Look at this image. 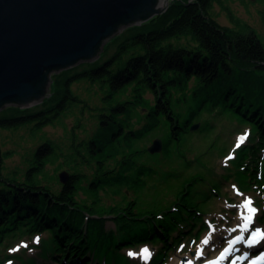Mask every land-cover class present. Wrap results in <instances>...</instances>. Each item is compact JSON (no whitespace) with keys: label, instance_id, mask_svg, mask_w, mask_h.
<instances>
[{"label":"trees","instance_id":"trees-1","mask_svg":"<svg viewBox=\"0 0 264 264\" xmlns=\"http://www.w3.org/2000/svg\"><path fill=\"white\" fill-rule=\"evenodd\" d=\"M219 1L171 0L162 14L115 36L96 61L54 73L51 95L42 103L0 111V128L28 126L31 133L75 108L81 113L94 110L98 121L90 137L77 140L75 134L70 177L63 184L56 176L58 188L46 173L47 164L59 149L51 139L37 145L21 178L5 174L9 153L0 146V264L7 259H19L16 264H48L52 260L57 264H88L89 253L100 261L105 258L107 264L117 263L122 255L121 264H131L122 253L125 248L161 243L151 262L160 264L168 260L170 246L182 242V234L198 238L208 228L200 206L206 199L222 195L221 179L205 190L209 171L207 175L195 172L182 178V171L171 170L164 173L163 180L182 179L177 198L163 205L155 194L148 203L141 197L142 189L158 169L139 162L147 153L145 149L129 150L148 130L165 123L170 131L163 140V153L172 154L191 133L192 117L204 109L210 111L204 104L207 100L222 102L227 108L234 106L253 122L250 141L240 148L233 165L247 185H257L264 192V40L239 20L234 19L235 26L221 24L212 14L213 5ZM261 16L264 21V10ZM185 36L195 41V49L173 41ZM192 79L198 83L194 94L198 96L201 91L204 98L193 96V105L183 115L174 109V91L185 90ZM81 81L99 87L101 105L93 106L75 93L73 85ZM148 91L154 94L155 104L146 116L147 123L135 129L131 114L147 104L144 96ZM80 126L81 120L76 127ZM209 126L213 127L211 121L202 124L198 132H207ZM220 147L223 154L226 142ZM82 167L93 168L90 182ZM87 180V189L95 196L90 204L77 198ZM111 186L126 187L136 195L131 199L124 196L122 204L99 207V191ZM108 218L116 228L108 229ZM45 232L48 237L42 236ZM35 235L41 236L40 245L34 246L42 248L40 256L45 262L3 252L15 238Z\"/></svg>","mask_w":264,"mask_h":264},{"label":"rangeland","instance_id":"rangeland-1","mask_svg":"<svg viewBox=\"0 0 264 264\" xmlns=\"http://www.w3.org/2000/svg\"><path fill=\"white\" fill-rule=\"evenodd\" d=\"M262 10H264V0H220L213 5L212 14L223 25L235 26L234 19L239 20L242 24H248L264 40ZM129 27L131 26L126 27L115 36L121 34ZM115 36L110 38L109 41ZM173 41L179 46L187 45L190 49H195L197 46L195 41L187 36L174 39ZM104 50L105 47L102 52ZM84 62L90 61H83L76 66ZM197 84V81L192 79L185 90L174 91V109L176 108L183 115L193 105V96L197 100L204 98V93L201 91L198 96L194 94ZM73 89L75 93L89 101L91 105H101V91L96 85L81 81L74 84ZM144 98L147 104L137 107L131 114L130 121L135 129H140L147 123L146 116L151 106L155 104L156 99L152 92L148 91ZM204 104H208L210 111L204 109L199 115L193 116L191 122L194 124L198 123L200 127L202 124L211 121L213 127L209 126L206 130L207 132L203 133L198 132L199 128L191 130L186 140L174 149L172 154H164L163 150L156 153H151L148 150L156 139L164 140L170 131L168 124L163 123L159 127L148 130L141 138L135 141L133 148L129 151H142L145 149L147 153L140 157L139 162H144L158 169L157 174L148 178L147 186L142 189L141 197L150 203L155 194H158V199H161V203L169 205L177 198L182 179L164 181V173L171 170L182 171V178H185L195 172L207 175L209 171L207 179L210 181L205 190L211 189V186L215 185L219 179L222 181L220 187L222 195L218 196L216 194V196H213L214 198L206 199L200 206L204 210L203 219L211 224L198 238L193 236V239H189L191 235L188 237L187 234H182L181 239L179 238L182 244L178 246L172 244L170 246V250L167 252L168 261L165 264H181L184 257L187 258L186 264H189V262L191 264H244L248 260H258L259 258H252L249 255L252 250L247 247L246 238L256 228L264 226V219L262 220L264 192L257 185L253 187L250 184L247 185L248 181L245 182L242 179L240 172L233 165V160L240 153V147L250 141L253 132V122L237 111L234 106L227 108L223 106L222 102L213 104L208 100ZM79 120H81L82 126L77 128ZM97 125L98 121L94 110L91 109L81 113L78 108H75L68 115L63 116L53 124L44 126L38 132L31 133L28 126L19 129L0 128V146L9 153L6 159L5 174L23 177L29 165L31 154H33L37 145L44 140L51 139L58 145L59 149L57 155L53 156L47 164L46 173L50 180H55L56 182V176L61 171L71 172L68 167L69 163H71L72 152L70 150L74 142L73 139L75 140V134L77 140L87 136L90 137L96 131ZM239 136L246 137L245 141H239ZM222 141L226 142V149L223 154L220 152ZM237 144H239V147H237ZM113 160L115 159L110 161ZM113 163L111 162L112 166H114ZM82 170H85L90 182L94 176L93 168L82 167ZM227 173H231L229 179L225 177ZM82 186L83 188L78 193L77 198L83 202L92 203L95 196L87 189L88 180L87 182L84 181ZM54 187L58 188L59 183L56 182ZM135 195V191L129 192L126 187L117 189L115 186H111L99 191V207L107 208L115 204H122L124 196H128V199H131ZM248 200L251 201L250 207L256 210L254 213L249 212L247 208L241 207ZM242 216L250 218L247 231L245 230L246 224ZM107 226L109 229L116 228V224L111 218H108ZM42 236L48 237V232H45ZM40 238L41 236L39 235L15 238L9 246L3 248V252L23 254L25 258L35 257L37 260L35 262H45L46 260L40 256L42 248L34 246V243L40 245ZM205 241H208V243H205ZM161 247V243L141 244L129 249L125 248L122 253L132 258L133 262L131 264H150ZM144 249L148 251L143 252ZM129 253L135 255H130ZM121 259L122 255L117 259V264H121ZM7 261L6 264L20 263L19 259H13L9 263ZM48 264L56 263L49 261Z\"/></svg>","mask_w":264,"mask_h":264},{"label":"water","instance_id":"water-1","mask_svg":"<svg viewBox=\"0 0 264 264\" xmlns=\"http://www.w3.org/2000/svg\"><path fill=\"white\" fill-rule=\"evenodd\" d=\"M170 2L0 0V111L41 103L51 95L54 73L97 60L110 38L162 14ZM148 150L162 151L163 141ZM69 177L59 173L63 184Z\"/></svg>","mask_w":264,"mask_h":264},{"label":"snow or ice","instance_id":"snow-or-ice-1","mask_svg":"<svg viewBox=\"0 0 264 264\" xmlns=\"http://www.w3.org/2000/svg\"><path fill=\"white\" fill-rule=\"evenodd\" d=\"M241 142H243V137H241ZM237 147H239V144H237ZM250 205H251V201L248 200V201L245 202V204L241 205V207L247 208L249 212L254 213L256 210L251 208ZM242 218L245 220V224L246 225L250 224V218L249 217L242 216ZM245 230H247V228ZM252 236H253L254 242L256 244H259L260 240L264 239V231H261V230L257 229L255 231H253ZM257 237H259V239H256ZM205 243H208V241H205ZM250 246H252V242H250ZM147 251H148L147 249L143 250V252H147ZM129 254L130 255H135L133 253H129ZM260 259L264 260V254H262L260 256ZM189 264H191V262H189ZM253 264H257V262L253 261Z\"/></svg>","mask_w":264,"mask_h":264},{"label":"bare ground","instance_id":"bare-ground-1","mask_svg":"<svg viewBox=\"0 0 264 264\" xmlns=\"http://www.w3.org/2000/svg\"><path fill=\"white\" fill-rule=\"evenodd\" d=\"M108 227V226H107ZM262 227V226H261ZM248 229V226L246 225L245 226V229ZM259 228V227H258ZM258 228H256V229H258ZM109 229V228H108ZM112 229H114V228H112ZM111 230V229H110ZM247 231V230H246ZM242 237H243V234H242ZM247 239V238H246ZM264 242V241H263ZM163 245V244H162ZM127 249H129V248H127ZM157 253H158V251H157ZM262 254H264V252H257L256 253V256H261ZM127 255V254H126ZM157 255V254H156ZM89 258H90V262H87L88 264H107V261H106V259L104 258V259H102L101 261L98 259V257L95 255V254H93V253H89ZM127 257H128V259L129 260H131V258L127 255ZM155 257V256H154ZM254 261H256L257 262V264H264V260H261L260 258L258 259V260H254ZM131 262H133L132 260H131ZM113 264H117V263H113ZM248 264H253V261L252 262H250V263H248Z\"/></svg>","mask_w":264,"mask_h":264}]
</instances>
